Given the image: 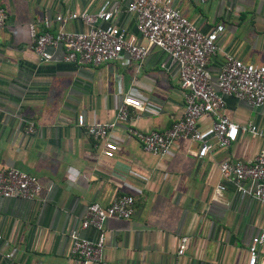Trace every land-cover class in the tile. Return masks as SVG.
I'll list each match as a JSON object with an SVG mask.
<instances>
[{"label":"crops","instance_id":"0c3cea01","mask_svg":"<svg viewBox=\"0 0 264 264\" xmlns=\"http://www.w3.org/2000/svg\"><path fill=\"white\" fill-rule=\"evenodd\" d=\"M101 0H0L6 21L0 29V168L15 167L35 175L40 184L34 199L0 197V264L4 254L20 264H72L68 233L78 228L85 206H102L120 194L133 197L127 219L103 221L104 242L98 264H245L247 246L264 222L262 206L220 178L222 159L247 160L264 139L238 132L230 144L203 157L193 155L195 143L173 142L169 153L155 156L127 134L126 122H115L108 138L117 149L101 154V141L88 136L85 125L114 121L123 96L135 97L142 108L129 107L131 123L140 131L163 130L183 111L176 63L149 47L140 63L96 66L62 60L60 47L40 60L32 51L27 24L42 30L40 19L64 11H94ZM199 30L221 23L217 50L207 69L212 81L229 53L244 62L264 63V0H173ZM112 23L145 44L123 0ZM57 24L52 23L54 31ZM65 29L81 30L77 20ZM221 113L239 124L264 127V103L224 98ZM82 116L83 125L76 124ZM135 115H137L135 117ZM29 123L33 130H26ZM209 118H201L204 128ZM222 184L218 196L214 187ZM94 238L92 228L78 230ZM187 238L181 254L178 239ZM93 264V263H80ZM255 264H264L259 251Z\"/></svg>","mask_w":264,"mask_h":264},{"label":"built area","instance_id":"2783aa9c","mask_svg":"<svg viewBox=\"0 0 264 264\" xmlns=\"http://www.w3.org/2000/svg\"><path fill=\"white\" fill-rule=\"evenodd\" d=\"M125 11L133 15L134 28L145 40L135 41L125 29L112 23L117 12L112 0H101L94 11L81 9L64 11L52 18L40 19L42 30L33 22L27 24L30 47L42 61L50 58V50L60 47L62 60L76 65H99L117 62L127 66L130 62L140 63L149 47L158 48L176 63L178 84L183 99L182 114L163 130L140 131L131 123L129 107L142 108V102L128 95L122 97L115 109L114 121H92L85 125L88 136L101 141V154L111 158L117 149L108 138L115 122H126L125 131L134 137L143 151L155 156L169 153L173 142L187 139L195 143L193 155L200 158L214 149L227 147L238 132H247L253 137L264 139V127L251 122L239 124L221 113L225 97L244 100L251 106L264 103V63L244 62L229 53L223 54L212 81L207 63L217 50L216 41L223 30L221 23L208 31H201L176 7L173 0H123ZM203 3L207 0H196ZM68 20L79 21L81 30L65 29ZM6 21V11L0 7V29ZM57 26L54 31L52 23ZM137 115H135L136 117ZM209 118V124L200 128L201 118ZM76 124L83 125L82 116H76ZM26 130L31 132V123ZM220 178L231 180L241 195H249L264 210V151L260 150L247 160L222 159L217 164ZM222 184L214 187L218 196ZM40 184L35 175L15 167L0 168V197L34 199L38 197ZM133 212V197L130 194L114 196L102 206L88 203L81 215L78 228L68 233L70 240L69 259L72 264H98L102 259L104 242L103 221L106 218L127 219ZM92 228L94 238L79 234L78 230ZM187 238L178 239L176 253L181 254ZM259 251H264V222L258 232L250 238L245 264H255ZM6 264H20L11 260V252L4 254ZM113 264H122L119 262Z\"/></svg>","mask_w":264,"mask_h":264}]
</instances>
